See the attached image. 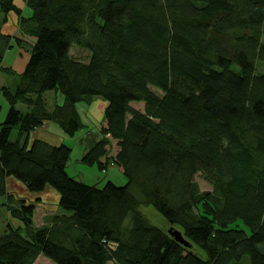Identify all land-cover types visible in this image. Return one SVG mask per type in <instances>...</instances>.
I'll return each mask as SVG.
<instances>
[{
  "label": "trees",
  "instance_id": "obj_1",
  "mask_svg": "<svg viewBox=\"0 0 264 264\" xmlns=\"http://www.w3.org/2000/svg\"><path fill=\"white\" fill-rule=\"evenodd\" d=\"M22 1L29 17L17 0H0L35 39L19 80L2 87L0 208L15 196L10 177L29 194L54 188L61 214L37 226V202L16 199L9 212L20 225L0 234V264L40 254L56 264H264V0ZM10 38L0 34L5 72ZM52 91L64 101L50 110ZM96 98L107 107L94 129L80 107ZM48 122L69 136L85 128L81 162L103 173L119 166L127 182L72 176L71 145L31 138Z\"/></svg>",
  "mask_w": 264,
  "mask_h": 264
},
{
  "label": "rangeland",
  "instance_id": "obj_2",
  "mask_svg": "<svg viewBox=\"0 0 264 264\" xmlns=\"http://www.w3.org/2000/svg\"><path fill=\"white\" fill-rule=\"evenodd\" d=\"M21 1L22 0H17V3L19 4V6L21 8H23ZM31 14H32V9L26 7L25 10H24V15L25 16H30ZM12 19H15V20L11 21ZM8 21H11L10 25H12L13 27L15 26L14 28L17 29V30H11V34L14 35V37H16V38H20L21 40H23V38H25V40L21 44L22 48L19 47V45L16 42V39L13 40V45L14 46L11 49H9L10 52H9L8 56H6L4 61H3V65L5 67L10 65L11 62H14L13 58H14V56H16L18 54L17 51H19V49L22 50V57H26L27 56V54H28V52L30 50V47H31L29 41L32 39V37H28V35L23 34L21 32V30H19L17 17L15 15H13L12 12H11L10 15L9 14L5 15V13L0 11V30L1 31H2V27L3 28L7 27L6 23ZM15 34H19L20 36L19 35L16 36ZM0 44H2L1 40H0ZM71 55L74 58H77V59L85 61V62H87L89 60L88 51L83 50V49H81L79 47H74L72 49V51H71ZM12 64H14V63H12ZM2 72L3 71L0 70V122H2L6 118V115H7V112H8V108H9V103H8L7 99L5 98V96L3 94L2 87L6 86V79H8V82H10V80H13V79H19V78H13L14 76H12V78H10L9 76L6 75V73H2ZM48 101L51 104L52 103V98L49 97ZM82 104L86 105L83 102H82ZM134 105H135V107L140 108V109L144 108V105L142 103L134 104ZM19 107L22 108V109H25L22 106V104H20ZM54 107H55V105L51 104L49 109L53 110ZM81 107H80V109L82 111H80V112L82 114L83 122L84 123H88V122L90 123L89 117L84 113L85 110L82 109ZM92 118L95 121V123L92 122L93 124H99L98 128H100L103 125V123H101V120L94 119V117H92ZM52 125L56 126L58 131H61V132H57V135L64 136L65 139H66V143L71 145V147H73L72 151H71L70 168H68L70 174L72 176H74L78 180H83V181H85L87 183H91V184L95 183V184L100 185L102 183V182L100 183V181L97 179L98 175L101 176L104 179V181H105L107 179L106 176L108 175L109 170H108L107 173H103V172H101L98 169L97 165L80 164V160H81V158L84 155V153H83V150H84L83 139L85 138V135H86V133H85L86 129L83 128L76 135L69 136V135L63 133L64 131L61 129L59 124L53 122ZM93 126H95V125H93ZM17 130L18 129H14L13 130V132L11 134V137H10L12 140H15V138L17 136ZM88 132H90V130ZM116 167L118 168L119 166H116ZM94 174H96V175H94ZM195 180L199 183L200 189L202 191H205V190L212 191L213 190L212 183H210L208 180H206L201 173H199V174H197L195 176ZM114 181H115L116 184L122 185V184H125L127 182V178L123 174L122 176H120L118 178L114 177ZM105 182H107V181H105ZM105 182H104V184H105ZM19 185H20V188L13 186V184L10 185L9 182H8V191L10 193L14 194L15 196L2 198L1 201L3 203H6V201H7L8 204H10L9 207H11V208L18 207V200L21 199L22 197H25V196L27 197L26 198L27 202H31V201L37 202L36 203V209H35V211H36L35 214L36 215H35V218H34L35 219L34 220V224L37 223L38 224V225L36 224L37 226H43L44 225L43 223H44V220L47 218L48 213H52V212L55 211V213H60L61 214V210L59 211L60 208L57 205V203H55V198L52 195H51L52 197L44 198V196H39V194H29L26 191H24V189L21 188L22 187L21 184H19ZM16 199H18V200H16ZM9 207H8V205H3L0 208V234L5 231L6 225H7L8 222H13V224L15 226L20 225V222L15 217L14 218L11 217V215H10L11 213L9 212ZM146 208H147L146 212L148 213L149 218H150V220L153 223H155V224H157L159 226L168 228V229L170 228V226L172 224H170L167 220H164L165 217L161 213H159L152 206H147ZM53 215H55V214L53 213ZM50 220H51V218H50ZM40 255L38 256L39 259L37 258L38 260H36L37 262L35 261L36 262L35 264H56L55 262H53L52 260H50L46 256H42V255L40 256Z\"/></svg>",
  "mask_w": 264,
  "mask_h": 264
},
{
  "label": "crops",
  "instance_id": "obj_3",
  "mask_svg": "<svg viewBox=\"0 0 264 264\" xmlns=\"http://www.w3.org/2000/svg\"><path fill=\"white\" fill-rule=\"evenodd\" d=\"M22 2V6H23V15H24V10H25V8H26V4H25V2L24 1H21ZM11 13H9V15H10ZM12 14L13 15H15L16 17H17V22H18V25H19V30H20V23H19V19H18V16L15 14V13H13L12 12ZM25 16V15H24ZM26 17H29V16H26ZM13 20H15V19H12L11 21H13ZM11 21H8L6 24V28H3L2 27V31L0 30V34H2V35H4V34H6V35H8V36H10L11 38V40H10V44L11 45H13V40L14 39H16V37H14V35H12L11 34V30H17L16 28H14L12 25H10V23H11ZM16 22V23H17ZM14 25V24H13ZM18 32V31H17ZM21 33V32H20ZM19 33V34H20ZM19 34H15L16 36L17 35H19ZM22 34V33H21ZM12 35V36H11ZM20 36V35H19ZM28 37H30V36H28ZM24 40H25V38H24ZM23 40V41H24ZM34 41H35V39L32 37V39L29 41V43H30V45L31 44H33L34 43ZM14 46V45H13ZM12 46V47H13ZM11 47V48H12ZM20 48H22L21 46H19ZM11 48H9V49H11ZM9 49L6 51V53H5V57L6 56H8V54H9ZM73 49V48H72ZM18 52V54L16 55V56H14V58H13V61L14 62H11V64L10 65H8V66H6V68L8 67V69H6V72L5 71H3L2 73H6V75L7 76H9L10 78H12V76H14L13 78H20V75H21V73H23V71H24V69H25V67H26V64H27V62H28V60H29V58H30V52H28V54H27V56L26 57H22V50L21 49H19V51H17ZM5 59V58H4ZM12 63H14V64H12ZM17 65V66H16ZM5 67V66H4ZM17 80H19V79H13V80H10V82H8V79H6V86H9V87H11V85H15L16 84V81ZM47 100H48V98L49 97H51L52 98V105H55V104H61V103H63V101H64V96L61 94V93H59V92H57V91H52V92H49V93H47ZM50 102L48 101V106L50 107ZM82 107V109H84L85 111H84V113L89 117V121H90V127H94V129L97 127L98 128V125L99 124H93L92 122H94L95 123V121L93 120V118L92 117H94V119H99V120H101V123H103V117H104V113H105V109H106V107H107V102L106 101H104V100H102V99H100V98H96V99H94L90 104H88V105H81ZM82 111V110H81ZM100 123V124H101ZM105 123V122H104ZM47 124V125H46ZM45 125H43L42 127H40V128H37L36 130H34L33 132H31V138H33V139H35V138H39V139H41V140H44V141H47L48 143H50V144H53V145H56V144H59L60 142H66V139H65V137L64 136H59V135H57V132H61V131H58V129H57V127L56 126H53L52 124H53V122H48V123H46ZM93 125H95V126H93ZM96 128V129H97ZM64 133V132H63ZM85 133H86V131H85ZM66 134V133H65ZM83 143H84V150H83V153L85 154V152H86V145H85V142H84V139H83ZM80 164H84V163H82L81 162V160H80ZM116 166V165H115ZM115 166H113V167H110V169H108L109 170V172H108V175L106 176L107 178H111V179H113L114 180V177H116V178H118V177H120V176H122V169L120 168V167H115ZM68 168H70V161H69V163H68ZM94 175H96V174H94ZM109 176V177H108ZM97 179L100 181V183L102 182V183H104L105 181H104V179L101 177V176H99L98 175V177H97ZM104 181V182H103ZM8 182H9V184L11 185V184H13V186H15V187H18V188H20V185H19V182H17L16 180H14L13 178H7V186H8ZM101 183V184H102ZM91 184V183H90ZM93 184V183H92ZM95 184V183H94ZM100 184V185H101ZM22 188V187H21ZM23 189V188H22ZM46 191V192H45ZM45 193L44 192H42V196H44V198H49V197H54L55 198V203H57V205H58V197H59V195H58V193L56 192V190L54 189V188H52L51 186H48V187H46V189H45ZM52 195V196H51ZM59 211H60V209H59ZM35 213H36V211H35ZM53 213L54 214H56L55 213V211L54 212H52V213H48V216H47V218L44 220V223L43 224H46L47 222H48V220L50 219V218H52L53 217ZM35 215L36 214H34V218H35ZM35 220V219H34ZM37 224V223H36ZM38 225V224H37ZM42 256H44L43 254H41ZM40 255V256H41ZM39 259V258H38ZM37 259V260H38ZM37 262V261H36ZM35 262V263H36ZM34 263V264H35Z\"/></svg>",
  "mask_w": 264,
  "mask_h": 264
},
{
  "label": "water",
  "instance_id": "obj_4",
  "mask_svg": "<svg viewBox=\"0 0 264 264\" xmlns=\"http://www.w3.org/2000/svg\"><path fill=\"white\" fill-rule=\"evenodd\" d=\"M168 232L175 237V239L177 241H179L180 243L186 245V246H191L190 242L185 239L183 233L181 230H179L178 228H176L173 224L170 226V228L168 229Z\"/></svg>",
  "mask_w": 264,
  "mask_h": 264
}]
</instances>
